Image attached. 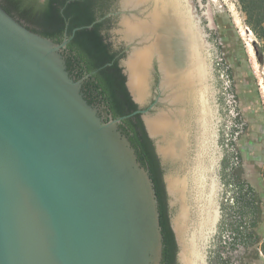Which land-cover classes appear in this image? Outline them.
Instances as JSON below:
<instances>
[{
	"label": "water",
	"instance_id": "water-1",
	"mask_svg": "<svg viewBox=\"0 0 264 264\" xmlns=\"http://www.w3.org/2000/svg\"><path fill=\"white\" fill-rule=\"evenodd\" d=\"M115 1L107 39L125 45L133 113L165 168L178 264H205L219 210L213 74L197 0ZM67 42L66 30L57 43L0 5V264H160L151 178L122 117H106L67 69Z\"/></svg>",
	"mask_w": 264,
	"mask_h": 264
},
{
	"label": "trees",
	"instance_id": "trees-1",
	"mask_svg": "<svg viewBox=\"0 0 264 264\" xmlns=\"http://www.w3.org/2000/svg\"><path fill=\"white\" fill-rule=\"evenodd\" d=\"M114 0H0V5L26 27L59 43L65 30L68 42L63 48L66 66L77 79L83 78L82 90L91 103L98 104L106 117H122L119 129L129 139L137 159L151 178L157 199L159 224L162 234V257L160 264H177L178 246L171 227L168 196L163 179V169L126 84L125 75L119 64V54L107 39ZM244 15L245 25L252 31L254 51L258 63L264 67V0H237ZM101 18L92 26H87ZM229 32L235 29L230 20ZM78 28L74 34L72 29ZM234 65L243 66L245 94H252L261 102L259 79L249 62V55L239 37L236 44ZM229 76L233 72L229 69ZM264 84V72L262 75ZM130 114V115H128ZM128 115V116H126ZM107 119V118H106ZM234 153H231V158ZM230 158V159H231ZM229 159V158H228ZM226 160L224 178L230 186L231 195L222 206V230L229 238L220 240V249L215 254L216 264H250L239 258L241 249L253 248L264 258V172L263 191L259 192L241 176L239 166Z\"/></svg>",
	"mask_w": 264,
	"mask_h": 264
},
{
	"label": "rangeland",
	"instance_id": "rangeland-1",
	"mask_svg": "<svg viewBox=\"0 0 264 264\" xmlns=\"http://www.w3.org/2000/svg\"><path fill=\"white\" fill-rule=\"evenodd\" d=\"M213 74L214 104L216 120V204L219 214L209 235L205 264H216L215 254L220 249V240L229 238V232L222 230V206L231 195L230 186L224 178L226 160L239 166L241 176L257 191H263L264 172V67L256 58L252 31L244 23L237 0H197ZM230 20L235 29L229 32ZM239 37L249 55L254 74L259 79L261 102L252 94H245L243 66L234 65L236 44ZM229 69L233 76H229ZM231 153H234L231 158ZM231 158V159H230ZM264 226V223L262 224ZM240 260L250 264H264L259 252L253 248L236 251Z\"/></svg>",
	"mask_w": 264,
	"mask_h": 264
},
{
	"label": "flooded vegetation",
	"instance_id": "flooded-vegetation-1",
	"mask_svg": "<svg viewBox=\"0 0 264 264\" xmlns=\"http://www.w3.org/2000/svg\"><path fill=\"white\" fill-rule=\"evenodd\" d=\"M118 7H117V4H116V1L114 0V2H113V4L111 5V11H115L116 9H117ZM110 11V12H111ZM108 14V13H107ZM106 14V16H108ZM109 16H111V18H110V25L112 26L114 23H115V21L117 20V18H118V16L117 15H109ZM106 29H104L103 31H105ZM124 49H125V45H119L117 48H116V51L118 52V55L119 54H123L120 58H119V61H120V59L124 56V54H125V51H124ZM149 75H150V79H151V81H150V92H151V97H150V100H149V102L151 103V102H153L154 101V96L156 95V85H157V82H158V75H159V72H158V70H157V66H156V64L154 63L153 64V66H152V68L150 69V73H149ZM103 111V110H102ZM104 112V111H103ZM105 113V112H104ZM162 169H163V173H164V171H165V168H163L162 167ZM168 207H169V205H168ZM169 216H170V212H169ZM177 264H178V261H177Z\"/></svg>",
	"mask_w": 264,
	"mask_h": 264
},
{
	"label": "bare ground",
	"instance_id": "bare-ground-1",
	"mask_svg": "<svg viewBox=\"0 0 264 264\" xmlns=\"http://www.w3.org/2000/svg\"><path fill=\"white\" fill-rule=\"evenodd\" d=\"M216 218H217V213H216V210H215V212H214V214H213V221H212V224H213V222L216 220Z\"/></svg>",
	"mask_w": 264,
	"mask_h": 264
}]
</instances>
